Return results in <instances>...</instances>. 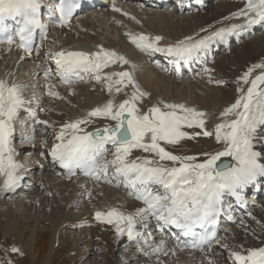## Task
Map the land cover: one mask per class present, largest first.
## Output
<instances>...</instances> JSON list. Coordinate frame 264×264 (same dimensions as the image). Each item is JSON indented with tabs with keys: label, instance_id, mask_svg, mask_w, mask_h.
<instances>
[{
	"label": "snow or ice",
	"instance_id": "1",
	"mask_svg": "<svg viewBox=\"0 0 264 264\" xmlns=\"http://www.w3.org/2000/svg\"><path fill=\"white\" fill-rule=\"evenodd\" d=\"M76 7L77 0H58L55 11L59 13L58 23L61 26L68 25ZM42 9L43 0H0V28H7V21L16 24L14 36L0 40V44L11 45L18 38L17 47L31 56L35 31L39 29L46 33V26L41 22ZM113 10L121 11L115 6ZM241 17L244 23L220 28L197 40L188 36L166 46L159 45L163 40L160 35H126L139 50L161 53L169 58V63L179 66L181 62L187 64L196 58L210 41L224 40L229 35H238L253 25L264 23V0H245L244 7L232 13V18ZM98 48L93 52L61 49L45 55L54 62L55 73L62 83L70 84L74 78H81L80 73L91 72L97 80L106 82L109 92L114 86L115 91L120 92L128 85L134 91L129 99L118 106L109 100L103 106L92 109L85 118L63 124L56 133L58 143L52 146L50 155L69 174L80 169L85 176L108 183L112 182L111 177L114 176L131 189L130 194L143 207L131 213L116 208L95 212L98 221L114 225L118 238L126 235L129 241L136 239L142 235L143 229H147L149 218H154L158 227L171 226L179 229L180 235L191 237L190 246L193 248L202 249L205 244L210 245L216 236L215 225L221 214L224 195L230 194L239 201L240 191L244 187L255 182L257 177H264V162H261V154L254 150L257 130L264 126V63L251 65L237 78L238 84L243 82L249 86L246 91L237 87L236 100L220 113L225 119L215 125L213 133L205 130L206 113L182 103L161 101L162 107L154 105L141 114L137 102L148 93L139 88L131 72L101 75L103 69L110 65L117 62L129 64V61L115 51L102 46ZM35 51L39 54L38 47ZM256 69L261 71L250 79ZM51 72L52 69L46 68L45 77H49ZM113 77L118 79L113 80ZM22 90V85L0 79V191L3 192L13 191L23 179L22 166L15 159L18 153L12 147L19 114L22 110L29 111L25 106L30 101L24 98ZM48 95L59 98L51 86ZM29 114L34 122L31 133L35 132V125L48 123L36 119L34 111ZM229 116L235 118L227 119ZM94 117L115 121V124L85 131L81 126L88 125L90 118ZM185 128H199L201 132L190 134L183 130ZM201 134L205 137L215 135L217 143L224 144V149L202 153L206 158L200 161L195 155H175L161 146V142L178 145L184 139H194ZM26 138L31 139L32 136ZM108 145L114 148L112 158L102 159ZM133 149L151 153L153 158L130 159ZM222 157H231L235 163L218 164ZM163 161L171 162V166L161 163ZM163 248L164 242L161 241L145 255L159 253ZM11 251L19 252V249L13 247ZM229 255L233 264H264V247L249 248L246 254L231 251ZM209 264L212 262L209 261Z\"/></svg>",
	"mask_w": 264,
	"mask_h": 264
},
{
	"label": "bare ground",
	"instance_id": "2",
	"mask_svg": "<svg viewBox=\"0 0 264 264\" xmlns=\"http://www.w3.org/2000/svg\"><path fill=\"white\" fill-rule=\"evenodd\" d=\"M112 11H114L113 6L111 7L110 11H108V10H106V12L105 11H99V12H95V13H91V14H87V15H81V16L76 17L70 23L68 30L66 28L63 30L65 32L61 31V33H59L58 31H55L53 34H51L49 36V41H50L49 43L51 44V47L49 48V46H48L47 48H43L45 53H43V52L42 53L45 55L46 53H52L55 51H59L61 49H63V50H81V51H85V52H93V51L99 50L98 46H102L104 49H107L110 51H115L117 54L122 55L125 58L126 57L129 58V60H128L129 64H123L122 65L119 62H117L115 64L110 65L108 68L103 69L101 75H103L104 73L127 71V68L130 69V67L134 66L133 68H135L139 72L138 76L133 71H130V72L132 73L133 77L137 76L139 88H141L142 91H144V92L149 91V94L151 96H155L157 91L160 93V91L158 89V84H161V83L166 86L168 94H170L171 90L173 89V90H175L176 93H179V94H181L182 91L185 90L186 94L189 95L187 92L192 91V85L183 83L185 88H181L178 85L170 84L171 81L173 83L176 81L171 80V78H169V77L161 76V74L151 66H148V67L144 66V63L142 62V58H141L142 54L139 51H137L138 48H136V46L130 42L128 35H126V33H131V34L144 33V34H148L150 36L160 35L162 37L164 36L163 40H161L159 42L160 46H166L168 44H174L175 42L171 39H173V38L176 39V37H175L176 35L169 33L167 30L164 31L162 29V25L164 23L161 24V27H159V28L156 27V29H153L152 31L150 29L143 28V23H147V24L148 23H154L155 24L156 21H160V22L164 21L166 17H167L166 23L172 24L171 20H174L173 19L174 16L172 17L169 14H165V13H161V12H154V11H150V12L142 11L140 14H137V16H136V13H138V11L134 10L129 5H126L124 8H122L120 12L114 11L115 13L111 14ZM126 12L129 13V15L128 14L125 15L124 13H126ZM120 13H122L123 16ZM216 16H218V14ZM185 18H187V17H185ZM189 18L190 17H188L187 20H189ZM123 19H126V21H128V23L124 24L122 22ZM180 19H182V18H180ZM180 19H177V20L182 22V20H180ZM185 21H186V19H185ZM184 23H186V22H184ZM187 24H188V21H187ZM184 27H186V26H184ZM164 29H168V26ZM186 31H187V29H186ZM63 35L66 36L67 40L66 39L64 40L62 38ZM69 35H70V37H68ZM75 35H76V37H75ZM90 36H92V38L95 37L94 38L95 41L92 40V38ZM179 37H181L180 34H178L177 38H179ZM101 40H102V42H101ZM45 46H46V44H45ZM233 48L231 50H233ZM245 50H246V48H245ZM47 58L48 57L45 55V59H47ZM30 63L31 62L28 60L24 61L23 59H21V57L18 56L12 50H8L7 48H1L0 49V79H6L9 81V83L15 82V83L22 85V86L25 85V87L32 86L33 84L31 82L32 81L31 78L35 77L34 72L38 68L39 60L33 62L34 66L32 65V63L31 64ZM25 64L29 65V66L30 65L33 66L29 72V75H30L29 80L24 79V77H22V74L24 75V73H25V71H24L25 70L24 69ZM212 64H211V66L204 68V70L202 71L201 74H203V76L206 78L203 82L206 83L209 87H211V90H210L211 104L210 105L212 106V108L223 110L224 104L222 103V100H224V99L227 100L228 104L230 103V101L227 99L226 96L223 95V92H222L220 86L217 85V83H216V81L220 80V79L216 78L217 70L219 73V69L217 68V66L215 64L214 65H212ZM205 69H208L209 71H205ZM238 77H240V76H238ZM93 80H94V83H92L93 85H91L89 87H83V88H81V87H79V88L70 87L68 89H61L60 90L61 93L63 92V96H66V97L68 94L65 93L66 92L65 90L72 89L70 91H74V90L76 91L78 89H81V91H84V92H81L82 94L79 95L80 98L77 97L78 98L77 100L73 101V100H70V98L65 99V100H69L71 102V104L72 103L75 104L74 105L75 107H69L66 110V112L63 113L62 117H58V114L60 113V111L56 108V106L51 105L50 102L47 103V105L43 106V108H41V109H43L40 111L42 113V115L38 116V120L47 121L48 123L35 125V132L34 133H37L39 130H41L38 132V138H41L42 144L43 143H51L53 146L55 143H58V141L56 140V133L60 131L61 126L63 124L75 121L77 119L85 118L87 116L88 112H90L93 109V106L91 105V103L94 105L98 104V106L100 105L99 102L96 103V100H94V97H93V93L96 92V90H94V89L96 87H98L95 85V82H98V84H100L101 87H103V89L105 90L104 91L105 93L108 91V89L106 87V82L103 79L97 80L96 78H94ZM234 83H237V82L234 81ZM211 84H214V85H211ZM194 87H195V85H194ZM195 88H197V87H195ZM195 88L193 90H195ZM124 89L125 88H123L122 90H124ZM51 90L54 91L53 89H51ZM42 92H43V90H42ZM48 92H49V86L45 85L44 86V96L46 97V100L51 99V100H53V103H54V101L59 100L57 97L49 96ZM123 92L126 93L125 91H123ZM116 93L117 92L115 91V95H117ZM28 95H30V94H23V96L25 97L26 100L30 101V103L33 102L32 95H30V96H28ZM114 99H115V96H114ZM61 100H64V99H61ZM108 100H111V97L109 99L106 98L107 102H108ZM101 106L102 105H100V107ZM84 107H85V109H83ZM90 119H91V122L88 125H86V126L82 125L81 126L84 128L85 131H94L96 128H103L105 125H109V124L114 125L115 124V121H110V120H107L104 118L94 117V118H90ZM32 125L33 124H29L27 127V130L29 132H30ZM31 134H33V133H31ZM48 136L50 139L47 138ZM262 139L264 140V137ZM257 142H258V136L256 134V138L254 140V150H256L257 152H259L261 154V151H259L260 147L258 148ZM25 146H26L25 151L27 152V151H30L32 144L31 145H25ZM51 149H52V147L49 150V161H48L47 165L45 167H43L40 170L41 172H38L39 174L37 175V177H35L36 181L34 184H36L35 188H37L35 195L38 196L36 201L42 200L43 198H47L48 199L47 202L54 199V198L57 199V201H55L54 204H57L59 206L58 208L60 209L59 213H58L60 217L57 219V223H58V226L60 228L63 229V227H65L67 224H69V222H68L69 219L67 217V212H66L68 210V208L69 209L70 208H77V207H79V205H80V207H82L83 204H80V202H81L80 196L83 194L86 195V198L89 197L88 201L91 203V205H92V207H94V209H92L90 214H85V213L82 214L78 218V220L76 221V223H78V224L79 223H81V224L88 223L89 220H92L93 217H95L96 211L106 212L110 208H116V209L120 210L121 212L131 213V212H134L137 208L142 207L138 203L134 202V201H137L136 199H134L133 202H131V199H129L128 197H126L125 195L120 193L119 191H117L115 189H111V188H106V187L103 188L100 183L91 184V182H85L83 180H74V181H68V183H64L63 181L59 180L56 176L52 175V173L49 170V168L52 167V165L50 163ZM134 150H136V149H133L132 152ZM17 153H19V152H17ZM110 156L112 158V154ZM18 157L19 156L17 155L15 157V159L17 160ZM40 157H42L41 154H40ZM26 161H27V159L25 160V162ZM261 162H264V159L262 157H261ZM24 165H26V163H24ZM0 183H2V178H0ZM23 192H24V190H23ZM88 193H90V195ZM6 194H7L6 192L0 191V196H7ZM36 196H35V198H36ZM18 197H20V196L12 197V198H10V200L11 199L15 200V198H18ZM95 200L96 201L99 200L100 203H98V204L95 203ZM1 203H3V201H1ZM257 203H258V207L260 208L259 209L260 212H258V210H257V213H258L257 215H259V214L264 215V201L263 202L258 201ZM18 205H19V207L22 208L23 203H19ZM15 209L16 210H14V211H18L17 208H15ZM243 218L244 217H241L240 219H243ZM98 223H99L98 224L99 229L100 230L102 229L104 234H102V237H100V238H99V236H97L96 232L95 233L92 232L91 235L93 236V238L100 239V241L103 245L102 250L105 252V255H106V258H105L106 261L105 262H107V264H114V262L116 260L115 256H114L116 253L115 251L116 250L118 251L123 247L124 241H126L127 236L125 235V236H121L118 238L116 235V232H115L114 225L108 224V223H103L100 221H98ZM248 227H250V226H248ZM48 230H49V227H48ZM255 230H253L251 228V230H249L250 235L246 234L242 238L236 239V237H233L235 235V233H234V228H232L231 233L229 235L230 241H229V239H228V241L224 240L225 242H222V244L218 247V254L220 253L221 254L220 256H222V257L216 256L212 252L197 255L195 253L184 251L177 245L168 244L166 242L167 245L164 244L163 251L158 253V254L162 253L161 256H158L157 253L152 254V255H145V253L150 252L151 248H153L155 246V245H153L152 247H150V250L148 252L143 251L141 254H137L136 257H131L127 261H124V260H121V261L122 262L124 261L123 262L124 264H129L130 262L131 263L133 262V264H134L137 261H140L141 264H209V261H211L212 264H223L224 262L225 263L228 262V259H226L224 253L223 254L221 253L222 250H226L228 252H231V251L243 252V251H247V249H249V248L264 247V232L255 231ZM235 231H236V229H235ZM17 232L19 235H22L24 231L21 229H18ZM32 233H34V232H32ZM49 233L48 234L46 233L43 236H41L39 238L38 243L36 242V248H37V251H39L40 258L44 259V258L50 256L51 260L49 259L50 261H48V262H50V264H68L67 260L65 259L66 255H64L65 250L63 251V249H62L63 245H62V247L60 245L61 241H59V238H57L56 235H53V234L50 235ZM26 237H25V239H28L27 241L29 242V239L31 237L30 231L28 233H26ZM259 240L262 241V244H259ZM29 243H27V244H29ZM224 245H227V247H224ZM33 246H34V243L32 245V249H33ZM243 253L246 254V252H243ZM187 254H189V255H187ZM179 256H180L179 259L175 258V257H179ZM189 257H190V260H188V261H187V259H185L184 261L181 260L182 258H189ZM223 258H225V259H223Z\"/></svg>",
	"mask_w": 264,
	"mask_h": 264
},
{
	"label": "rangeland",
	"instance_id": "3",
	"mask_svg": "<svg viewBox=\"0 0 264 264\" xmlns=\"http://www.w3.org/2000/svg\"><path fill=\"white\" fill-rule=\"evenodd\" d=\"M244 4H245V0H211L202 12L189 16L190 17L189 20H187L188 17L187 18L184 17L186 19L185 21L184 18L180 19L172 16L174 20L170 19L172 21L171 24V23H166L167 22V17H166L164 21L162 22L156 21L155 24L143 23V28L150 29L152 31L153 29H156V27L157 28L161 27V24L164 23L162 25V29L164 31L167 30L169 33L176 35L175 36L176 39L170 38L174 42L178 40H183L185 37L188 36H191L193 37L194 40H197L200 37L210 34L212 31H217L220 28H228L232 24H238L244 22L243 17L239 19L232 18V13L237 12L239 9L243 8ZM217 14L218 16H216ZM177 19L182 20V22L178 21ZM122 22L124 24L128 23L126 19H123ZM167 26L168 29H164ZM178 34H180L181 37L177 38ZM68 37H70V35ZM90 37L92 38V36ZM62 38L65 40L66 36L63 35ZM94 38H92V40L95 41ZM126 59L129 60V58L127 57ZM257 63H264V34H260L246 41H243L240 45L234 47L233 50H231L230 52L219 55L215 63L212 64V65L215 64L219 69V73L217 70L216 78H219L220 79L219 81L222 82L221 84H219L221 85L220 88L223 92V95L226 96L227 99L230 101V103L228 104L227 100L225 99L222 100V103L224 104L223 110L229 107L230 104H232L236 100L238 96L237 87H241L246 91L247 87L249 86L247 84H244L243 82H240L238 84L237 77L241 76L245 71H247V69L251 65ZM127 71L129 72L133 71L137 76L139 74V72L133 67H130V69L127 68ZM260 71L261 69L254 70L253 75L252 77H250V79L253 78L255 75L259 74ZM137 76L134 77V79L135 82L139 84L137 80ZM114 78L118 79V77H113V80H115ZM205 79L206 78L203 76V74H201L199 75V79L192 83L183 82V81L173 83L170 80L171 81L170 84L178 85L181 88H185L183 83L192 85V91L187 92L189 95L186 94L185 90H183L182 93L179 94L176 93L175 90L173 89L171 90V93L168 94L166 86L163 85L162 83L158 84V89L160 93L157 91L155 96H151L149 94V91H145L146 93H148V95L143 97L140 101H138L137 106L140 108L142 114L143 112H146L149 108H151L154 105L162 107L160 103L161 101L165 103L185 104L187 107H192L206 113L205 130L212 131L214 133L215 125L217 123L222 122V120L225 118L221 117L220 115V113L223 110L212 108V106L210 105L211 87H209L206 83L203 82ZM234 81H236L237 83H234ZM194 85L197 88H195ZM123 88L125 89L120 92H117L116 93L117 95H115V86L113 87L111 92L107 91L106 92L107 94L104 92L105 90H103L102 88L101 89L96 88L94 89L96 90V92L93 93L94 100H96V103L99 102V104L103 106L105 103H107L106 98L109 99L111 97V100L113 101L114 105L118 106L125 99H129L132 95V92L134 91V89L130 85ZM194 88L196 91L193 90ZM123 91H125L126 93H124ZM74 92H75L74 97L70 98V100L73 101L80 98L79 95L82 94L81 92L84 91L78 89L76 91L74 90ZM68 98H69L68 96L67 97L63 96L64 100ZM50 101H52L50 102V104L56 106V108L60 111L59 113L60 115L58 114V117H62L63 113H65L69 107H75L74 106L75 104L73 103L71 104L69 100H65L66 102L59 100L61 101L59 103H55L58 100L54 101V103L53 100L50 99ZM91 105L93 106V109L96 107H100V105L98 106V104L94 105L91 103ZM83 109H85V107ZM234 118H235L234 116L227 117V119H234ZM183 130L189 132L190 134L195 132H201V129L199 128H185ZM47 138L50 139L49 136ZM161 146L175 155H195L199 158L200 161H203L206 158L202 155V153H215L218 151H222L225 147L222 142L217 143L215 139V135H212L210 137H205L202 134L196 136L194 139H184L178 145H169L161 142ZM138 150L141 149H137L136 153L135 152L132 153L130 159H135L136 157H145V156L149 158H153V154L146 153L143 150L141 151ZM222 158H229L230 160H232L231 157H222ZM161 163L171 166V162L169 161H163ZM64 183H68V182H64ZM36 189L37 188L34 187L27 189L26 192L22 194V196L15 198V200L14 199L8 200L5 199L6 196H0V264H9V261L11 262V264H50V262H48L51 260L50 256H48L49 258L48 257L44 259L40 258L39 251H37L36 248V242L38 243L39 238L46 233L48 234L49 232L50 235L51 234L56 235V237L59 238V241H61L60 245L61 247L63 245L62 249L63 251L65 250L64 255H66L65 259L67 260L68 264H107V262H105L106 255L105 252L102 250L103 245L100 239L93 238V236L91 235L92 232L94 233L96 232L97 236H99L100 238L102 237V234H104L103 230L102 229L100 230L98 225L94 224L93 222L90 223L88 222L89 224L82 226H78V224L71 225V222L73 221L75 222L76 220H78V218L82 214L84 213L90 214L91 209H94V207L91 208L92 206L91 203L89 202L82 203L83 204L82 207H80L79 205V207L77 208H70V209L68 208L66 212H67V217L69 219L68 220L69 224H67L62 229L58 226L57 223V219L60 217L58 214L60 210L58 208L59 206L57 204H54V202L57 201V199L54 198L47 202L48 199L43 198L42 200L36 201L38 197L35 195ZM262 198L259 199L260 202L264 201V199ZM1 201H3V203H1ZM18 202L23 203L22 208L19 207ZM95 203L98 204L100 202L99 200L97 201L95 200ZM15 208H17L18 211H14L16 210ZM259 209H260L259 207L255 208L252 211L251 216H247L248 219L243 218L239 220L240 223L234 228L235 235L233 237H236V239H238V238H242L246 234L250 235L249 230H251V228L253 230L256 229L255 231L264 232V215L262 214L257 215L258 214L257 210L258 212H260ZM17 228L24 231L22 235L18 234ZM29 231L31 232V237L29 239L30 243L27 241L28 239H25L26 233H28ZM230 233H231V229L227 233V235L223 237L222 242L228 241V239L230 238L229 236ZM32 242L34 243L33 249H32V245H33ZM259 244H262L261 240H259ZM13 247L19 249V252H12L11 248ZM123 250L124 249L122 247L120 250L118 251L116 250L115 251L116 253L114 252L115 259L117 260V261L115 260L114 264H124L123 263L124 261L129 260L131 257H136L137 255L131 253L130 255L124 256ZM220 255L221 254L219 253V257H222ZM175 258L179 259L180 256ZM185 259H187L188 261L190 260V257L182 258L181 260L184 261ZM121 260L124 261L122 262ZM227 263L228 262L226 263L224 262L223 264H227ZM129 264H133V262L132 263L130 262ZM134 264H141V263L140 261H137Z\"/></svg>",
	"mask_w": 264,
	"mask_h": 264
}]
</instances>
